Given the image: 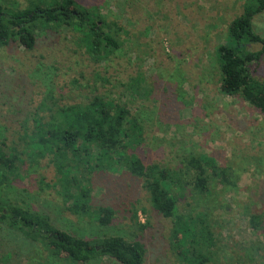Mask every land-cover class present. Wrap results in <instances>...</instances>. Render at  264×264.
Masks as SVG:
<instances>
[{"label":"rangeland","instance_id":"rangeland-1","mask_svg":"<svg viewBox=\"0 0 264 264\" xmlns=\"http://www.w3.org/2000/svg\"><path fill=\"white\" fill-rule=\"evenodd\" d=\"M28 1L0 0V5L22 9ZM78 1L99 5L100 13L122 28L121 47L93 63L64 29L40 31L31 51L13 40L0 47V140L25 151L20 177L2 196L49 215L55 227L72 235L138 241L145 249L143 264H184L173 236L176 216L202 215L212 237L205 264H264V227L256 232L248 224L252 206L264 216V115L221 93L215 55L228 42L227 27L245 0ZM253 30L264 38V12L254 17ZM250 69L252 78L264 82V55ZM131 79L136 83L128 89ZM95 94L126 105L137 119L138 145L127 153L143 165L179 169L188 155L203 154L224 169L227 180L211 179L210 191L201 196L187 189L175 216L166 219L150 206L141 181L124 170L84 173L92 205L109 207L114 217L104 229L89 216L73 215L62 202L50 157L31 163L23 135L33 129L35 112H44L43 104L86 102ZM37 246L28 258L22 251L14 264H68L50 262ZM88 264L118 263L104 257Z\"/></svg>","mask_w":264,"mask_h":264},{"label":"trees","instance_id":"trees-1","mask_svg":"<svg viewBox=\"0 0 264 264\" xmlns=\"http://www.w3.org/2000/svg\"><path fill=\"white\" fill-rule=\"evenodd\" d=\"M99 9V5L84 6L78 0H29L22 9L0 5V47L13 40L31 51L40 31L64 29L76 37L93 63H101L121 47L117 32L122 28L115 21H108ZM263 12L264 0H245L240 15L227 27L228 42L215 51L221 93L245 101L262 115L264 82L252 78L250 67L264 55V38L253 30L254 17ZM252 45L260 49L253 50ZM72 83L76 84L77 79ZM129 83L127 88L131 89L136 80ZM86 98V102L70 105H56L55 101L50 107L43 104L44 112H35L33 129L23 135L30 148L27 156L31 163L50 157L49 162L58 174L62 202L73 215L89 216L104 229L110 227L114 217L109 207L92 205L84 173L124 170L141 181L150 206L166 219L175 216L178 198L187 189L201 196L210 191L211 179L227 180L224 169L203 154L188 155L179 169L143 165L134 153H127L132 144L138 145L136 137L141 130L126 105L103 94ZM24 154L25 151L18 152L0 140L1 263H16L22 251H26L28 258L40 245L50 262L88 264L105 257L118 264H143L145 249L138 241H127L121 236H98L91 240L72 235L55 227L49 215L7 201L2 192L12 188L20 177ZM248 212V224L258 232L264 227V216L254 206ZM210 234L204 216H176L173 236L184 264H205L210 260L204 253L211 245Z\"/></svg>","mask_w":264,"mask_h":264}]
</instances>
